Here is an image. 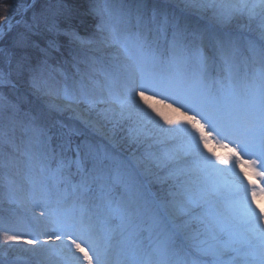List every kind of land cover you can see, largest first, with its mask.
Instances as JSON below:
<instances>
[{
  "label": "snow or ice",
  "instance_id": "1",
  "mask_svg": "<svg viewBox=\"0 0 264 264\" xmlns=\"http://www.w3.org/2000/svg\"><path fill=\"white\" fill-rule=\"evenodd\" d=\"M35 3L0 0V264H264V0Z\"/></svg>",
  "mask_w": 264,
  "mask_h": 264
},
{
  "label": "trees",
  "instance_id": "2",
  "mask_svg": "<svg viewBox=\"0 0 264 264\" xmlns=\"http://www.w3.org/2000/svg\"><path fill=\"white\" fill-rule=\"evenodd\" d=\"M10 2L16 9H21L22 7L30 4L31 0H10ZM79 2L81 4L87 5L88 0H79ZM47 3L48 0H36L34 7L29 8L27 12L21 11V14L15 17V20L21 19V17H23L24 20L30 21L33 12L40 11L44 6H46ZM8 42H10V37H6L4 41H1L0 45H3L5 47ZM67 55L68 53L64 49H62L61 53L55 54L53 59L57 60L59 63H63ZM29 96L30 93H28L27 85L24 81H20L15 89L11 87H0V108H3L5 104L17 105L19 107L17 119L22 121L24 120L26 114H28L30 109V105L28 103V100L26 99V97ZM4 114L7 115V113ZM17 135L20 136L21 134L18 132Z\"/></svg>",
  "mask_w": 264,
  "mask_h": 264
},
{
  "label": "rangeland",
  "instance_id": "3",
  "mask_svg": "<svg viewBox=\"0 0 264 264\" xmlns=\"http://www.w3.org/2000/svg\"><path fill=\"white\" fill-rule=\"evenodd\" d=\"M172 2L175 4V3H180L181 2V0H172ZM21 12V11H20ZM18 13V12H13L12 13V16H13V23L15 22V17H17L18 15H20L21 13ZM19 20V19H18ZM0 43H1V41H0ZM0 47H4L3 45H0ZM33 99H35L34 97H32ZM261 204H262V206H264V201H261Z\"/></svg>",
  "mask_w": 264,
  "mask_h": 264
}]
</instances>
